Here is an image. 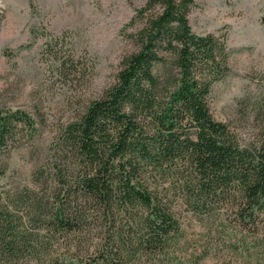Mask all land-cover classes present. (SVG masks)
<instances>
[{
  "label": "trees",
  "instance_id": "obj_1",
  "mask_svg": "<svg viewBox=\"0 0 264 264\" xmlns=\"http://www.w3.org/2000/svg\"><path fill=\"white\" fill-rule=\"evenodd\" d=\"M193 5L137 9L135 49L97 97L68 96L73 116L20 191L1 184L7 158L35 145L46 120L0 105V264H183L176 204L197 216L225 207L241 230L264 221V95L239 101L238 125L213 116L231 51L226 35L193 31ZM68 45L53 37L43 56L76 94L89 66Z\"/></svg>",
  "mask_w": 264,
  "mask_h": 264
},
{
  "label": "rangeland",
  "instance_id": "obj_2",
  "mask_svg": "<svg viewBox=\"0 0 264 264\" xmlns=\"http://www.w3.org/2000/svg\"><path fill=\"white\" fill-rule=\"evenodd\" d=\"M145 1L0 0V105L40 113L46 120L35 145L11 151L1 178L6 190L31 186L58 126L73 116L68 96L97 97L114 81L121 58L135 49L131 35L138 24L133 21ZM263 17L264 0H194L193 31L226 35L231 51V73L214 85L210 97L219 121L238 125L239 101L264 95ZM53 37L64 38L89 66L76 94L51 76L43 51ZM176 210L185 236L179 248L183 264H264V221L241 230L225 207L216 216H197L180 204ZM81 247L74 251L84 256L89 248Z\"/></svg>",
  "mask_w": 264,
  "mask_h": 264
}]
</instances>
